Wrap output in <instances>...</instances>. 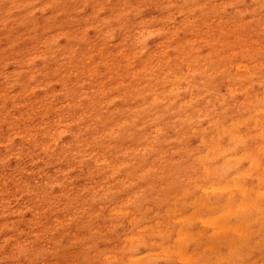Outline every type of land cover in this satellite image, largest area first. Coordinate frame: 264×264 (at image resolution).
<instances>
[{
	"label": "clouds",
	"instance_id": "1",
	"mask_svg": "<svg viewBox=\"0 0 264 264\" xmlns=\"http://www.w3.org/2000/svg\"><path fill=\"white\" fill-rule=\"evenodd\" d=\"M26 6L32 16L23 43L0 44V264H130L142 249L149 255L140 264H264V76L237 82L241 96H213L204 85L220 65L201 61L195 78L180 57L142 66L155 40L165 39L149 32L171 34L181 21L206 39L231 42L238 54L245 48L264 54V0H27ZM101 46L104 54L97 55ZM176 75L190 82L180 88L183 95L168 92ZM110 76L112 83L122 77L124 86L112 88ZM115 96L143 107L118 114L123 105L110 104ZM21 104L28 106L15 108ZM145 111L147 151L160 164L125 177L130 153L117 148L116 129L126 130ZM232 164V175L247 169L261 192L258 201L249 197L253 217L236 234L209 245L177 241L168 223L144 228L151 208L141 214L136 203L137 196L148 198L138 193L145 176L165 165L179 168L189 187H207L230 179L222 173ZM123 196L130 197V215L109 228V208ZM128 236L137 239L121 247Z\"/></svg>",
	"mask_w": 264,
	"mask_h": 264
},
{
	"label": "rangeland",
	"instance_id": "2",
	"mask_svg": "<svg viewBox=\"0 0 264 264\" xmlns=\"http://www.w3.org/2000/svg\"><path fill=\"white\" fill-rule=\"evenodd\" d=\"M27 5V0H8V6L0 8V44L7 47V42L19 40L23 43V37L29 34L28 22L32 16V8ZM159 10V9H157ZM98 10H93L90 15L95 17ZM149 19H158L156 17H149ZM174 23V21H173ZM218 29L219 35H224V29L219 28L221 21H215ZM183 28V31H181ZM156 36H165V39H157L152 44V50L150 55L144 60L142 66H146L152 61L157 64L161 63L165 59L168 63H171L177 57H180L181 63L184 64V72H191L195 78L200 75L201 61L204 62V66L207 67L209 63L214 65H220L223 70L218 71V74L210 77L206 80L204 87H207L210 95L215 96L219 94L223 96L224 94L241 96L243 93L240 88L236 87L237 82H245L247 80L259 81L262 76H264V68L260 65L264 64V55H261V50L257 48L255 51H250L245 48L242 53L238 54L235 46L229 41H214L206 39L203 33H197L192 30V25L185 21H181L177 28L172 29L171 34H168L160 29H157L155 33L149 32V37L155 39ZM83 40L84 37L81 36ZM252 43L258 44L259 41L253 40ZM232 49L229 51V49ZM261 53V54H259ZM97 55H103V46L97 49ZM99 63L94 67H100ZM131 67H134L131 66ZM115 77L110 76L108 83L112 88L119 90L124 86V79L122 77L117 79L116 83H112ZM175 87L168 88L169 94H179L181 87L187 88L189 81H185L182 75L174 76ZM253 85V89H259L260 85ZM36 89H33L35 92ZM247 91V87L245 88ZM259 94V93H257ZM19 95V93H16ZM121 95H125L121 93ZM155 99V98H154ZM189 99H191V94H189ZM123 107L115 108V112L122 114L127 112L129 115L137 113L142 107V104H137L136 107H131L133 103L132 99H124L121 101L119 96L113 97L112 102ZM211 101L206 100L205 103H210ZM32 103L39 104L40 100L37 99ZM28 105H17L16 109L26 107ZM150 111H145L144 115L140 119L134 120L132 124L127 126L128 130L134 123H137L139 130L142 133L148 135V132L144 127L141 126L140 120H145L146 117L150 115ZM123 123V121H121ZM112 131V129H109ZM116 131L122 133L124 129H116ZM149 141L147 142L148 147ZM176 151L175 149L173 150ZM256 161L253 160L248 164V168L255 165ZM160 164V161L156 160L154 164L148 165L150 169L154 165ZM236 165H229L223 171V175L234 179L238 184L249 189V195L242 197L237 196L232 200L233 205L239 207L238 210L227 211V206L229 205V192L223 189L222 183H212L209 184L207 189L200 190V185L196 184L192 187L188 186V183L184 179L177 177V174L173 172L180 170L179 168H170L165 165H161L156 171L159 173L157 176H153L155 180L154 183L158 182L157 186H149L143 183L141 180L139 183L143 185V188L138 189V193L147 192V200H140L137 196L136 209L138 212L142 213L145 205L150 206V213L144 214L145 218L142 221L144 228H150L154 222L159 226L162 222L168 223L170 225L169 231L173 232L177 241H186L190 243H199L200 241H207L209 245L213 242L222 243V238L229 234H236L238 230H234V227H241L248 225L250 217H253V209L248 208L250 205L249 197H254L258 201L261 196H256L254 193L258 192L259 181L257 180L255 184L250 179L248 170L240 172L237 175H232ZM148 171V168L145 169ZM127 174V175H126ZM134 175V174H133ZM125 177H130V172L125 173ZM165 180V181H164ZM175 181V182H168ZM127 181L124 180L123 183ZM219 189V192L214 191L211 187ZM135 185H129V187H134ZM172 193L167 192V189H173ZM128 189H124L127 191ZM167 193V194H166ZM117 196L123 195L122 192L116 193ZM135 195V194H134ZM129 196H123V199L119 200L117 204L112 205L108 212V227H113L112 221L120 217H128L130 213L127 210V202ZM258 204V203H257ZM258 206V205H257ZM241 207V208H240ZM257 210V209H256ZM258 212V211H257ZM139 219V217H137ZM132 221H127V227L130 229ZM124 225L121 224V228ZM164 234V233H162ZM167 238V237H166ZM137 237L128 236L127 240H121L120 246L123 247L125 243L131 244L135 241ZM111 242V241H109ZM143 243V241H140ZM142 255L138 258H132L130 264H140V260L143 257L148 256L149 253L141 250ZM154 255V254H153ZM149 264H156L155 260L149 261Z\"/></svg>",
	"mask_w": 264,
	"mask_h": 264
},
{
	"label": "bare ground",
	"instance_id": "3",
	"mask_svg": "<svg viewBox=\"0 0 264 264\" xmlns=\"http://www.w3.org/2000/svg\"><path fill=\"white\" fill-rule=\"evenodd\" d=\"M261 54V53H259ZM264 55V54H261ZM211 85V84H209ZM206 86L210 87V86ZM258 85V82L257 84ZM139 125L137 123H134L128 130L122 131L121 135L118 137L119 143L117 145V148L122 150L123 152L130 153L129 157L123 158V163H125L128 168L130 169V177L140 169L143 168L145 164L152 165L154 162H156L155 156L153 153L147 151V142L148 139L146 137L148 135L144 134L141 135L142 131L139 130ZM155 147V146H154ZM148 167V171H149ZM146 171V172H148ZM174 174H177V177H180V179H184V174L181 170H176L173 172ZM127 175V174H126ZM143 183L148 184L149 186H157L159 185L158 182L154 183V181H157L154 179L152 175L145 176L143 179ZM165 181V180H164ZM168 182H175V181H168ZM123 183V181H122ZM216 184V183H215ZM218 186V185H217ZM219 187V186H218ZM223 189L228 190L229 192V205L227 206V211H225V214H227L229 211L232 210H238L239 207L233 205L232 200L236 198L237 196L242 197L246 194L249 195V189L242 184H238L234 181L233 177L228 179L224 184L222 185ZM208 187H204L200 185V190H205ZM214 191L219 192V189L221 187L215 189L211 187ZM175 187L173 186V189H167L166 191L169 193H172L174 191ZM167 194V193H166ZM255 197L260 196L261 192L258 191L254 193ZM258 205V204H257ZM249 209L251 208L250 205L247 206ZM241 208V207H240ZM258 211V206H257ZM240 227H234V230H238ZM160 236H164L162 233H158ZM166 238V237H165Z\"/></svg>",
	"mask_w": 264,
	"mask_h": 264
}]
</instances>
